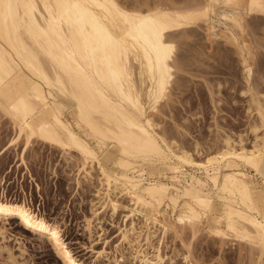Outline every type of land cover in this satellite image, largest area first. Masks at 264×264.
Returning a JSON list of instances; mask_svg holds the SVG:
<instances>
[{"label":"bare ground","instance_id":"6f19581e","mask_svg":"<svg viewBox=\"0 0 264 264\" xmlns=\"http://www.w3.org/2000/svg\"><path fill=\"white\" fill-rule=\"evenodd\" d=\"M132 2L0 0V119L14 131L0 156L14 149L24 165L25 153L40 144L77 157L76 178L100 186L91 214H124L114 252L127 249L130 257L111 256L112 264H174L162 252L167 235L184 248V264H198L191 244L201 232L220 247L248 246L253 264H264V94L257 90L264 74L255 75L258 49L246 20L264 15V0ZM219 26L241 70L253 141L248 148L244 135L222 134L216 152L196 161L205 153L199 143L184 150L153 118L174 102L169 89L185 69L177 41L195 28L208 40ZM183 87L177 84L178 93ZM31 208L0 197V240L16 221L61 264L109 261L105 248L89 263L77 258L59 226Z\"/></svg>","mask_w":264,"mask_h":264},{"label":"rangeland","instance_id":"374dc122","mask_svg":"<svg viewBox=\"0 0 264 264\" xmlns=\"http://www.w3.org/2000/svg\"><path fill=\"white\" fill-rule=\"evenodd\" d=\"M119 1L125 5L135 4L132 2L135 0ZM248 18V39L258 49L255 75L259 78L264 74V15L256 14ZM215 29L213 33L216 36L212 33L208 40L202 28H195L187 34L186 39L177 41L175 56L185 69L174 75L175 80L169 89L174 102L163 109V115L153 118L161 127L160 133H164L168 141L179 140L184 150L193 152V142H198L205 153L202 157L194 156L196 161H203L216 152V144L220 145L217 141L222 138V134H229L232 138L244 135L248 148V144L253 141L250 126L255 124V118L246 111L249 98L241 95L245 86L242 84L239 64L231 52L233 46L226 44L220 37L223 26ZM177 84L184 85L183 91L178 93ZM208 85L212 87V96L206 87ZM217 85H220L219 90ZM257 90L264 94L263 85ZM12 130L5 120L0 119V153L14 137ZM39 145H32L25 153L24 165H20L19 153L14 149L0 156V197L24 201L48 222L56 223L69 249L86 263L93 261L94 252L103 248L110 259H100L95 264H112L111 256L118 257L121 253L127 260L130 257L127 249L114 252L115 246L119 244L117 234L119 227L124 224V214L120 212L114 219L110 218L109 212L94 217L91 212L97 202L95 191L100 188L97 187L99 183L96 178L87 183L82 177L76 178L79 160H76L74 153L72 156L76 158L73 157L75 160L71 161L69 156L70 160L59 150ZM93 175L96 177L97 174L93 172ZM77 179H80L79 187H76ZM86 220L90 222L89 233ZM15 222L4 226L5 237L0 240V264H61L48 244L24 232ZM156 233L155 237L158 238L159 234ZM203 233L191 244L192 256L198 264H253L256 253L249 251L248 246L228 242L220 247L217 240ZM182 238H186L184 241L189 240L186 233ZM164 239L162 252L168 257L173 256L174 264H184L180 255L185 250L179 241L170 235Z\"/></svg>","mask_w":264,"mask_h":264},{"label":"snow or ice","instance_id":"6c2138e0","mask_svg":"<svg viewBox=\"0 0 264 264\" xmlns=\"http://www.w3.org/2000/svg\"><path fill=\"white\" fill-rule=\"evenodd\" d=\"M10 6V5H9Z\"/></svg>","mask_w":264,"mask_h":264}]
</instances>
